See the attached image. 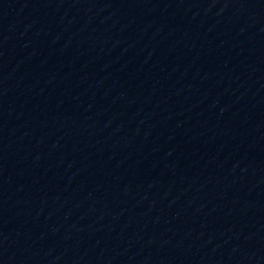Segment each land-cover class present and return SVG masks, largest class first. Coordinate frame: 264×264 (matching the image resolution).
Returning a JSON list of instances; mask_svg holds the SVG:
<instances>
[{
    "label": "water",
    "instance_id": "1",
    "mask_svg": "<svg viewBox=\"0 0 264 264\" xmlns=\"http://www.w3.org/2000/svg\"><path fill=\"white\" fill-rule=\"evenodd\" d=\"M0 264H264V0H0Z\"/></svg>",
    "mask_w": 264,
    "mask_h": 264
}]
</instances>
